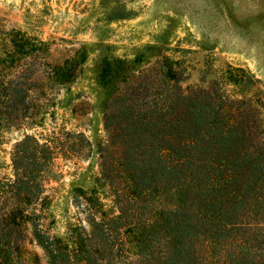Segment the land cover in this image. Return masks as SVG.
<instances>
[{"label": "trees", "instance_id": "trees-1", "mask_svg": "<svg viewBox=\"0 0 264 264\" xmlns=\"http://www.w3.org/2000/svg\"><path fill=\"white\" fill-rule=\"evenodd\" d=\"M82 50L48 60V41L0 28V125L40 122L54 103L46 90L72 77ZM109 67L102 59L99 79H112L114 90L104 103L98 175L74 194L86 225L48 234L38 210L55 147L81 155L88 139L65 132L53 146L23 133L10 174L0 176V264H264L263 104L226 86L256 78L231 66L183 87V68L165 54L117 81L121 67Z\"/></svg>", "mask_w": 264, "mask_h": 264}, {"label": "rangeland", "instance_id": "rangeland-1", "mask_svg": "<svg viewBox=\"0 0 264 264\" xmlns=\"http://www.w3.org/2000/svg\"><path fill=\"white\" fill-rule=\"evenodd\" d=\"M12 27L48 41V60L60 61L83 47L72 77L46 90L54 98L47 102L54 103L45 105L40 122L0 125V176L10 174V150L23 133L53 146L64 143L65 132H82L88 139L81 155H64L55 147L38 210L48 234L62 237L70 224L86 225L74 194L78 187L93 186L98 175L104 103L114 90L112 79H99L102 59L111 70L121 67L112 77L117 81L165 54L183 68V87L219 78L231 66L235 72L242 68L256 78L252 84L226 86L237 97L259 100L264 123V0H0V28ZM99 194L106 206L108 196ZM30 247L40 254L34 242Z\"/></svg>", "mask_w": 264, "mask_h": 264}]
</instances>
